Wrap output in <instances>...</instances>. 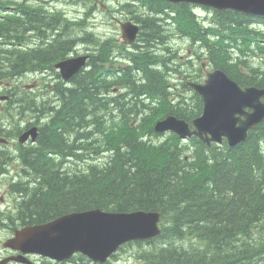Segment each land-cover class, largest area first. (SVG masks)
Instances as JSON below:
<instances>
[{"label":"trees","instance_id":"1","mask_svg":"<svg viewBox=\"0 0 264 264\" xmlns=\"http://www.w3.org/2000/svg\"><path fill=\"white\" fill-rule=\"evenodd\" d=\"M190 7L193 5L189 3L142 0L146 15L142 16L141 38L147 52L142 53L136 65L139 71L142 69V84L132 77L128 83L123 82L130 77L128 71H124L121 78L123 81L116 82L132 96L129 99L130 105L125 102L122 106L125 109L118 112L122 117L120 123H112V115L108 111L109 100L97 95L91 84L93 81L90 82L86 72V75L82 72L74 78L68 89H63L60 82L54 85L57 103L52 104L50 99L45 98L34 103L31 98L27 111L19 106L21 116L11 110V97L7 100L6 111L10 113L12 120L17 119L13 129L9 131L11 136L20 132L18 124L22 118L34 116L35 111L43 113L48 106L57 107L48 122L40 120L39 113L38 117L27 120L25 125V128L30 127V124L39 126L38 145L33 147L39 152L34 153L31 162L24 161L25 177L31 175L32 181L28 183V187L26 183L21 195L19 213L23 220L34 224L60 214L92 207L121 212L159 210L162 213L161 236L153 239L147 247H143L145 244H140L139 241L133 244L137 246L136 256L146 264H264V121L249 132L245 141L233 147H229L225 141L221 145L208 146L195 137L190 140L192 146H181L176 134L169 136L167 145H156L149 141L150 137H158L153 125L161 116L174 114L189 121L201 112L200 98L186 83L181 84L180 92L171 95L170 91L173 89L167 75L174 70V54L167 46V29L164 27L162 31L158 25L157 29L153 22L158 19L151 16V13H164L166 9L174 12V23L184 33L189 32L194 42H198L202 47L201 53L206 54L209 64L223 69L240 85L264 87V18H256L233 9L202 7L211 12L212 16L203 26L191 18ZM55 13L50 19L48 13H45L47 16L34 13V17L19 18L18 22L13 23L9 18L0 26H12L15 31L26 32L33 25L32 22H35L32 18H35L38 26L47 29L51 27L50 33L55 36V29H61V22L55 20L60 18V12ZM5 33L0 28V40L7 38ZM161 40L166 41L165 46ZM65 47L67 46L62 43L61 47H47L36 51L20 50L17 43L11 47H1L0 64L3 63L6 68L0 67V80L5 81L0 85V92L20 91L18 85L9 84L10 78L23 74L25 70L31 69V65L41 60L60 55ZM149 47L158 53V58L154 53L148 52ZM102 50L100 53L107 59L104 55L105 48ZM166 54L169 62L164 74L160 68ZM11 56L17 57V65L11 63ZM98 57L101 58L100 55ZM252 58H257L260 62L255 64ZM201 75L202 70L199 69L191 78L197 79ZM102 76L99 87L105 86L106 89L107 82ZM85 91L94 96L90 98L91 103H88L89 98L84 100L85 106H91L80 111L83 119L78 113L76 116L80 120L64 129L60 125L65 126V120L59 117ZM140 95L143 101H147L146 105H142ZM135 103H138V107ZM94 119L99 136L97 152L101 154L108 151L109 154L104 156L105 160L100 164H89L96 167L89 166V172L84 174L92 175L96 172L92 179L86 177L77 180L68 175L71 171L69 168L65 170L68 174L61 178L60 173L54 170L55 159L45 149L60 148L62 145L55 142L63 139L62 135L64 140L67 136L88 137L91 133L84 130L91 123V127H94ZM135 119L138 122L133 123ZM145 136L148 139H144ZM137 139L147 144L146 153H150V156L140 154L135 165L128 159L130 152L126 148L129 150L130 144L137 143ZM20 150L23 151L22 148ZM73 155L75 160L68 164L70 167H74L76 163L89 162L76 155L75 149ZM162 155L169 158L163 161L165 165L158 163L156 167H152L148 163ZM110 159L114 163L110 164ZM241 162L249 164L245 167ZM178 163L183 164V173L175 167ZM47 165L52 168L51 174L41 169ZM181 202L185 203L184 207L179 206ZM187 217L189 219L184 221ZM193 218H196L195 223H192ZM170 237L180 243L168 246L164 239Z\"/></svg>","mask_w":264,"mask_h":264},{"label":"water","instance_id":"2","mask_svg":"<svg viewBox=\"0 0 264 264\" xmlns=\"http://www.w3.org/2000/svg\"><path fill=\"white\" fill-rule=\"evenodd\" d=\"M184 1L264 15V0ZM193 87L202 95L204 104L203 116L192 121L194 130L190 131L186 121L172 116L157 122L156 130L172 129L182 137L183 134H195L208 144H211V141L221 142L222 138H225L228 145L233 146L244 141L248 131L264 118V103L261 100L264 97V89L252 86L242 89L221 69L208 72L205 83L193 84ZM213 90L218 93V98H215ZM209 95L211 98L208 101ZM245 108L248 110L245 111ZM29 133L34 135L35 129L26 132L20 140H25ZM159 216V212L143 211L104 214L98 209L71 213L45 226L46 230L35 228L36 238L18 234L17 239L11 240L9 245L25 247L32 251L44 248L47 252H57L61 259L80 250L95 261H103L123 242L149 239L159 234Z\"/></svg>","mask_w":264,"mask_h":264},{"label":"rangeland","instance_id":"3","mask_svg":"<svg viewBox=\"0 0 264 264\" xmlns=\"http://www.w3.org/2000/svg\"><path fill=\"white\" fill-rule=\"evenodd\" d=\"M26 1V0H25ZM46 2H48V1H45V3ZM3 9H6V5H5V3H3L1 0H0V12H2L3 11ZM0 19L3 21L2 23H5V22H7L8 20H9V18H5V17H2V16H0ZM6 19V20H5ZM14 19L15 18H12L11 20L12 21H14ZM2 23L0 24V25H2ZM226 24H229V25H232V24H230V23H226ZM34 25L36 26V29H41L40 28V26H38L37 24H35L34 23ZM157 25L160 27V24L159 23H157ZM1 27V26H0ZM161 28V27H160ZM77 30H79L80 32H81V30H82V28H78V29H76V28H73V35H77L78 34V31ZM69 34V33H68ZM21 34H10V36H9V38H8V41L10 42V46H13L16 42H21ZM35 36H36V31H35ZM69 36H71L70 34H69ZM79 37H80V33H79V35H78ZM79 37H74V38H79ZM65 38H68V36H67V34H65L64 36H58V37H56L55 39H54V42H49V40L46 38V40H45V42H43V43H40L37 39H36V37H34V41H27V40H24V41H22V42H24V44L26 45V47H27V50L28 51H36V50H39V49H44V48H50V47H61V43L62 44H66V42H64L65 40H68V39H65ZM74 38H71V39H74ZM0 43L2 44V46L1 47H9V45H6V44H4L3 43V41L2 40H0ZM54 43V44H53ZM56 45H58V46H56ZM40 46V47H39ZM66 46V45H65ZM0 47V48H1ZM6 49V48H5ZM64 49H68V47H65ZM48 50V49H47ZM143 50L144 49H142L141 50V53L143 52ZM147 50H150L149 52H151V53H154V55L156 56V58H158L159 57V55H158V53L157 52H155L152 48H147ZM5 51V50H4ZM9 53H11V51L9 52ZM1 55V54H0ZM142 57V56H141ZM11 58H12V62L15 64V65H17V63L18 62H15V59L17 58V57H12L11 56ZM11 62V63H12ZM0 67H2V68H6V66L2 63V64H0ZM94 77V76H93ZM89 80H90V82L92 81V78L91 77H89ZM27 82H25V81H23V85L24 84H26ZM83 86V85H82ZM86 96V97H85ZM77 98V97H76ZM86 98H89V101H88V103H91V99L90 98H94V96H92L90 93L88 94V92H83V95H82V97H80V98H78V99H74V101L71 103V104H69L70 106H68L67 107V109L64 111V112H62V116H60L59 117V119H64L65 120V126H64V124H62V125H60V126H63L64 127V129L65 128H67V127H69V126H72V125H74V124H76L79 120H80V118H81V113H80V111L81 110H84L85 108H89L90 106H91V104L89 105V106H85L84 104H85V102H84V100H86ZM17 100H18V102H19V104L21 105V106H23L22 108L24 109V110H26V109H28L29 108V100L26 98V97H24V96H22V95H20V96H18L17 97ZM126 102H129V104L131 103V101L130 100H125ZM75 106H76V108H75ZM39 113H40V111H35V114H34V116L35 117H38V115H39ZM79 113V117L77 118V114ZM91 117V116H90ZM81 119H83V118H81ZM97 122H98V117H97ZM59 124H61V123H59ZM91 126H92V123H91ZM91 126H89L90 128H95L96 126H95V120H94V126L95 127H91ZM87 130V128H85V130L84 131H86ZM52 135V134H51ZM62 137H63V139H61L62 141H61V143H59V144H61L62 146L60 147L61 149H65V148H68V149H76V148H78V147H80L81 145H83V144H85V143H87L89 140H91V137H90V135L87 137V136H85V137H78V138H75L74 136H67V137H69V138H72L73 137V139H68L67 137H65L66 138V140H64V135H62ZM57 142V141H56ZM55 142V143H56ZM82 142H85V143H82ZM135 142H137V143H134V142H132L131 144H130V147H129V150L126 148V150L127 151H129L130 152V157H128V159L130 160V162L131 163H133V164H135L136 162H137V157L138 156H140V154H146V155H149L150 156V153L149 154H147L146 152L148 151L147 149H146V147H148L147 146V144L145 143V142H142V140H135ZM65 147V148H64ZM135 147H136V149H135ZM151 149V148H150ZM148 157V156H147ZM32 158H33V154L32 153H30V157H29V160H30V162L32 161ZM164 158V159H163ZM163 159V160H162ZM111 160V159H110ZM164 160H169V158L167 157V155H162V157L161 156H159V157H157L156 158V160L155 161H153V162H148V163H150V164H152L151 166L152 167H156L157 166V164L159 163V164H161V165H165L164 164ZM129 162V163H130ZM37 163V162H36ZM112 163H114V160L112 159L111 160V163L110 164H112ZM241 164H243L245 167L249 164V163H247V162H241ZM136 165V164H135ZM75 166L76 165H74V167H70V166H64L63 168L66 170V169H75ZM175 167H178V170L181 172V173H183L184 171H185V168H184V166H183V164H175ZM41 169H44L45 170V172L46 173H49V174H51L52 173V168H50L48 165H47V167H42ZM51 172V173H50ZM68 173L66 172V171H61L60 172V176H61V178H64V176H66ZM95 174H96V172L95 173H93L92 175H86V174H84V173H82L79 169H75V170H72L71 172H69V176H71V177H74L75 179H77V180H81V179H83V178H86V177H90V179H92L93 177H95ZM60 178V179H61ZM88 179V178H87ZM66 189V188H65ZM67 190V189H66ZM30 193H28V195H29ZM179 206H182V207H184L185 206V203L184 202H181L180 204H179ZM187 219H189V217H187V218H185L184 219V221H187ZM196 218H193L192 219V223H195V220ZM164 242H166L167 243V245L169 246V245H172V246H177L179 243H180V241H176L175 239H172L171 237L170 238H166V239H164ZM181 245V244H180ZM142 246H144V247H147L146 245H142ZM182 246V245H181ZM210 246H212V244L211 245H209V247ZM205 255L207 256V253H205ZM210 255V254H209ZM114 264H133V261H131V260H129V261H127V260H125V258H124V256H123V258H122V260H120L119 262H114Z\"/></svg>","mask_w":264,"mask_h":264},{"label":"flooded vegetation","instance_id":"4","mask_svg":"<svg viewBox=\"0 0 264 264\" xmlns=\"http://www.w3.org/2000/svg\"><path fill=\"white\" fill-rule=\"evenodd\" d=\"M59 20L61 21V29H60L61 34H60V36L62 37L65 34H67V36H68V38H65V39H68V40H65V41H67L66 44H65L67 47H72L74 45H82V46L89 45L88 47H90L91 44H94L97 47H99L101 49V51H103L102 49L105 48L106 51H105L104 55H106L107 57H110V56H113V55H120L122 53V50L114 48V46L111 45V44L100 43L98 41L95 42L96 41L95 37H93L92 35L87 34V33L82 35V36H80L79 38L72 37V36H75V35H73V30H71L72 33H71V31L67 32V30L69 29L70 25L67 24L66 22H64L60 18H59ZM153 23H154L155 27L157 26V24H155V23H159L161 29L164 30V27H163V25L160 22H153ZM156 28L158 29V26ZM50 32L51 31L48 30L47 28L45 30L40 29V31L36 34L35 37L40 43L45 42L46 38L50 42L52 40L51 37H50ZM68 33L71 36H69ZM71 38H74V39H71ZM163 44L166 45V41ZM143 46H144V44H143ZM107 50H111L113 53H111L110 55H107ZM68 52L69 51L67 50V53ZM145 52H147L146 49H144L142 53H145ZM148 52H149V50H148ZM98 55H100V57H102L101 53L94 54V55H92L90 57L91 62L96 63L97 60L100 59L98 57ZM29 71H31V70H29ZM84 74L86 75L85 72H84ZM74 86L76 87V83H75ZM63 89H65V88H63ZM19 95L20 94L14 95V96H19ZM59 103H60V101H59ZM53 108H52V106H48V109L44 110L43 113H46V116H48V117H52L51 115H52V113L55 112L57 107H53ZM10 138H11V136H9L8 134L0 133V208H2L3 210L12 211L14 208L21 207V203H22L21 201L22 200H19L18 196L22 195V193L25 190V183H27V187H28V183H31L32 178H31V175H30V177H25V179H23L22 181H21V178H19V180L17 182L13 181V176L10 175V169L14 170L13 171L14 175H17L19 173L20 176L21 175L25 176L24 171H26V170L24 168H22L19 171H17L16 170V166L12 165L11 160H13L15 157L13 155H11L10 152H11L12 149L15 148V145H14L15 143L12 142ZM35 152H39L38 149H26V157L25 156L21 157L22 163H24V161L26 162V160L29 161L30 153H32L34 155ZM8 161L10 162V166H9L10 169H8L7 167L1 166V164H5ZM45 162L48 163L46 160H45ZM28 168H30V167H28ZM28 168H27V170H28ZM59 169H61V168H59ZM9 181H10V183H9ZM15 184L17 185L16 187H15ZM15 198H16V200H14ZM17 219H18V221L22 220L23 222L29 223V221L23 220V218H22L20 213L17 215ZM25 225H28V224H16L15 222H11L10 225H9V229L10 230H14L16 228H20V227H23ZM11 255H12V253L9 250H5L4 249L3 251L0 252V258H2V257H10ZM8 264H11V263L8 262Z\"/></svg>","mask_w":264,"mask_h":264},{"label":"bare ground","instance_id":"5","mask_svg":"<svg viewBox=\"0 0 264 264\" xmlns=\"http://www.w3.org/2000/svg\"><path fill=\"white\" fill-rule=\"evenodd\" d=\"M180 11V10H179ZM157 13H162V12H157ZM45 16H47V15H45ZM6 20V19H5ZM55 20H58V21H60L58 18H55ZM150 21V20H149ZM21 22V21H20ZM61 22V21H60ZM156 24V23H155ZM157 27V26H156ZM146 28V27H145ZM188 28V27H187ZM159 29V28H158ZM161 29V28H160ZM215 29V28H214ZM16 30V29H15ZM163 31V30H162ZM192 31V30H191ZM162 42L163 43H165V40L163 41L162 40ZM164 46H165V44H163ZM90 47H93L95 50H97V51H101V49L99 48V47H97L96 45H94V44H92ZM114 48H116L115 46H114ZM116 49H118V48H116ZM150 51V50H149ZM113 53V52H112ZM120 53V52H119ZM113 56H115V55H113ZM162 61H163V66L160 68V70H161V72H163L164 74H165V69H166V64L169 62V56H168V54H166L165 55V57H164V59H162ZM12 62V61H11ZM115 68H114V66H112V65H108V66H106V67H102L101 69H100V74L98 75V77H101V75H106V74H108V73H111L113 70H114ZM29 70H31V69H29ZM128 77V76H127ZM131 79V78H130ZM120 81V80H119ZM119 83V82H118ZM166 84V83H165ZM123 85V84H122ZM127 85V84H126ZM138 85V84H137ZM105 87V86H104ZM125 91H126V89H125ZM212 92H214L215 94H216V96H215V98H218L219 96H218V93L215 91V90H213ZM138 94V93H137ZM164 96V95H163ZM60 97V96H59ZM103 97V96H102ZM106 97V99H108L109 100V102H111L112 101V99L111 98H109V96H106V95H104V98ZM130 97H132V96H129V98L127 99V100H129L130 99ZM100 98V97H99ZM161 98V97H160ZM209 98H211L210 97V95H209V97L207 98V100L209 101ZM138 101V100H137ZM141 101V100H140ZM143 101V100H142ZM145 101V100H144ZM66 102V101H65ZM125 100H124V102L123 101H121V102H119V106L122 108V106H123V104H125ZM59 103V102H58ZM154 103V102H153ZM126 104H128V105H130L129 104V102H127ZM137 104L138 103H135L134 105H136L137 106ZM149 104V103H148ZM143 105V104H142ZM146 105V104H145ZM157 105V104H156ZM152 106H153V104H152ZM151 105H150V107H152ZM155 106V105H154ZM138 107V106H137ZM143 107V106H142ZM53 108V107H52ZM127 108V107H126ZM133 108V107H132ZM54 109V108H53ZM123 109H125V108H122V109H120L121 111L123 110ZM152 109V108H151ZM139 110V109H138ZM144 110V109H143ZM153 110H154V107H153ZM51 112V111H50ZM144 113V112H143ZM184 114V113H183ZM144 115H146L145 113H144ZM150 115V114H149ZM127 116V115H126ZM98 117V116H97ZM148 117V116H147ZM93 119V118H92ZM146 119V118H145ZM145 119H144V121H145ZM95 120V119H94ZM91 125V124H90ZM96 126V125H95ZM94 126V127H95ZM86 128H87V126H86ZM91 131H92V128H90V127H88V129H87V132H89V134L91 133ZM86 132V133H87ZM84 134V133H83ZM83 136H85V135H83ZM90 137H91V134H90ZM90 141V140H89ZM6 154V153H5ZM115 156V155H114ZM2 166V165H1ZM9 171V170H8ZM6 175V174H5ZM87 175V174H86ZM19 180V178H17L16 179V182ZM9 183H10V181H9ZM8 183V184H9ZM21 183V182H20ZM18 184V183H17ZM17 185L15 184V187H16ZM5 190V189H4ZM8 191V190H7ZM9 194V193H8ZM4 196V195H3ZM11 197V196H10ZM13 200V199H12ZM14 200H16V198L14 199ZM14 205V204H13ZM10 211V210H9ZM123 243H125V242H123ZM121 245V244H120ZM119 245V246H120ZM118 246V247H119ZM144 247V246H143Z\"/></svg>","mask_w":264,"mask_h":264}]
</instances>
